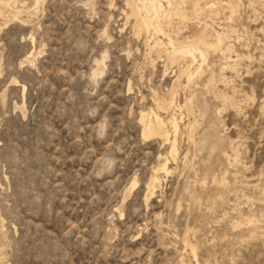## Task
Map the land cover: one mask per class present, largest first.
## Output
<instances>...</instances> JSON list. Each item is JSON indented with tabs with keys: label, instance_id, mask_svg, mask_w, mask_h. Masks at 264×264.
I'll list each match as a JSON object with an SVG mask.
<instances>
[{
	"label": "rangeland",
	"instance_id": "374dc122",
	"mask_svg": "<svg viewBox=\"0 0 264 264\" xmlns=\"http://www.w3.org/2000/svg\"><path fill=\"white\" fill-rule=\"evenodd\" d=\"M3 1L0 264H264V0Z\"/></svg>",
	"mask_w": 264,
	"mask_h": 264
},
{
	"label": "bare ground",
	"instance_id": "6f19581e",
	"mask_svg": "<svg viewBox=\"0 0 264 264\" xmlns=\"http://www.w3.org/2000/svg\"><path fill=\"white\" fill-rule=\"evenodd\" d=\"M162 1H166L167 7L170 6L173 3V0H150L149 3H148L149 5H147V6H149V8L146 10V12H149V11L153 12L155 14V17L154 18H156V15L158 13H162V15H164L165 17H167L170 14V9H167L166 10L165 7H163ZM3 2H5V1L0 0V4H2ZM193 5L194 6L196 5V1H193ZM133 10H134V12L136 13V16H137V18H136V24H137L138 28L141 29V30L144 29V28L147 29L150 26V22H151L150 19L147 18L148 16L147 17H146V15L145 16H140L138 14L140 9L137 6L135 8H133ZM176 14L177 15H180V16H183L184 15L183 11H181L180 9L177 10ZM152 18H153V16H152ZM157 27L159 28V25ZM215 40H216L215 46L216 45H220L222 43V38L220 36H218V35H217V37H216ZM169 44L171 45L172 49L175 52H181V53L187 54V55H189V56H191L193 58H195V55H194L195 51H197L201 57H203V55H204L203 48L201 46L189 47V46H185L184 45V47L182 46L183 47L182 49L178 50L174 46L175 43H174V41L171 38L169 39ZM213 44H214V42H213ZM211 45H212V43H209L208 44V46H211ZM154 118H155V121L149 120L148 124H145L146 126L144 128V135L145 136H149L151 134H161L162 136H164L165 139L168 140L169 139V136H168L167 132L164 131V129H163V127H164V121L163 120L164 119L162 120L159 117V115L156 114V113L154 114ZM172 125H173V128L175 130L176 127H177V125H176V121H175L174 118L172 119ZM162 168L164 170H167L166 164L164 166H162Z\"/></svg>",
	"mask_w": 264,
	"mask_h": 264
}]
</instances>
